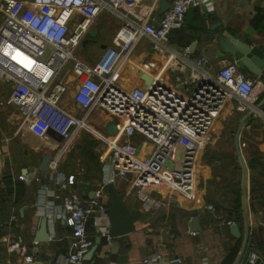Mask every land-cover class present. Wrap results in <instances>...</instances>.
Returning <instances> with one entry per match:
<instances>
[{"label": "crops", "instance_id": "obj_1", "mask_svg": "<svg viewBox=\"0 0 264 264\" xmlns=\"http://www.w3.org/2000/svg\"><path fill=\"white\" fill-rule=\"evenodd\" d=\"M209 1L210 11L201 7L189 9L182 26L156 48L149 37H141L119 64L113 77L115 84L122 89H145L162 78L174 85L171 66L182 65L188 72L197 57L207 61L203 71L215 75L224 64L235 62L217 43V37L222 34H230L236 41L258 47L264 53V0ZM159 5V0H136L135 19L157 25L165 12ZM122 24L123 19L117 13L102 10L77 47V56L87 63L95 62L106 47L113 46V37ZM193 41V50L183 53L182 48H190ZM238 70L242 68L238 66ZM253 78L261 102L264 78ZM65 80L69 88L62 104L80 115L78 106L71 102L72 75L66 73ZM3 86L5 84L0 83V88ZM238 103L235 96L225 103L212 125L210 142L197 153L191 196L175 194L167 206H152L149 198L166 200L168 195L167 188L158 181L148 180L142 195L128 192V180L133 176L128 180L117 178L110 184L123 194L128 212H139L140 217L134 222V232L121 240L110 241L99 235L90 219L87 234L92 240L90 249L95 247V250L85 264H143L142 259L155 251L163 255L162 264H177L170 262L175 257L181 260L180 264H203L204 261L207 264H249L250 252L256 253L264 263V115L249 110L240 113L235 108ZM86 123L90 130L78 129L69 140L53 135L36 138L23 125L16 109L0 106V264H64L72 248L70 229L62 221L54 222L53 231L48 228V242L35 241L40 219L45 216L44 204L49 201L60 204L62 196L70 191H77L84 200L92 198L103 186L104 168L110 156L109 148L100 137L107 136L108 123L113 124L110 131L114 134L110 138L123 126L119 118L101 109L93 111ZM237 137L245 166L243 182L235 146ZM133 142L141 158L153 150L152 143L140 136L136 135ZM44 153L52 157L48 166L55 162L56 172L74 176V183L57 190L55 196L47 194L53 187L49 172L41 173L37 169ZM20 174L25 176L23 180L18 178ZM108 186L103 188L102 199L107 221ZM206 204H212L231 224L234 215L233 223L239 236L232 234L231 224L215 220L204 208ZM193 211L199 218L206 217V221L199 225L198 231L190 232L188 225ZM100 220H105L103 215ZM9 244H17L20 251H9Z\"/></svg>", "mask_w": 264, "mask_h": 264}, {"label": "built area", "instance_id": "obj_2", "mask_svg": "<svg viewBox=\"0 0 264 264\" xmlns=\"http://www.w3.org/2000/svg\"><path fill=\"white\" fill-rule=\"evenodd\" d=\"M135 6L136 0H0V83L9 88L0 98V106L16 109L23 125L36 138L53 135L69 140L78 129L89 131L86 119L97 109L123 123L115 137H100L110 156L103 186L94 196L84 200L77 191H70L62 196L60 204H44L49 230L53 231L56 220L70 229L72 249L64 264H85L84 256L92 246L87 234L90 219L99 235L110 241L102 202L104 186L117 178L128 180L133 176L128 180V192L142 195L148 180L158 181L168 195L166 200L149 198L152 206H167L175 194L189 197L194 191L196 155L210 142L212 125L225 103L235 96L239 100L236 111L264 115V105L257 108L256 80L238 70L236 61L209 75L202 68L206 59L197 57L188 72L182 65L171 66L174 85L159 78L145 89L117 86L114 74L141 37H149L156 48L182 26L189 9H212L209 0H173L159 23L153 25L135 19ZM102 10L117 13L123 24L113 37V46L106 47L95 62L87 63L77 56L76 49ZM182 52L188 54L190 49L183 47ZM66 73L73 77L71 102L78 106L80 115L62 104L69 88ZM136 135L153 145L151 153L143 158L133 142ZM49 168L53 186L47 191L50 196L74 183V176L56 172L55 162ZM18 178L23 180L25 176L20 174ZM204 208L215 220L231 224L212 204ZM8 250L19 252L20 248L9 244ZM258 258L250 252L247 262L254 264ZM163 259L161 252L155 251L142 263L162 264ZM170 262L180 264L181 260L175 257Z\"/></svg>", "mask_w": 264, "mask_h": 264}, {"label": "water", "instance_id": "obj_3", "mask_svg": "<svg viewBox=\"0 0 264 264\" xmlns=\"http://www.w3.org/2000/svg\"><path fill=\"white\" fill-rule=\"evenodd\" d=\"M173 0H159V9L161 11H166L170 6ZM90 33V32H89ZM172 33V32H171ZM193 37L198 39L197 36L192 34ZM217 43L219 44L222 52L230 55L245 71L247 74L253 77H257L258 79L264 78V53L258 47H251L245 43L236 41L230 34H222L217 37ZM195 46V41H193L190 45V50H193ZM148 88V86H147ZM264 105V99L257 105V108H261ZM251 113H249L250 115ZM113 126L112 123H108L105 127V135L110 136L113 135L114 132L110 131V127ZM241 123L237 129V134L240 131ZM236 149L238 152V157L242 167V182L245 178V166L242 160V157L239 153L238 149V137L236 139ZM50 153H44L38 164V171L41 173H48L50 168L48 163L51 159ZM170 166V163L167 164ZM45 183V180H44ZM46 187V186H45ZM44 187V188H45ZM106 206L108 209V236L111 239H123L128 234L134 232L135 226L134 222L137 221L140 217L139 212L129 213L127 209L126 201L123 198V194L118 192V190L113 186L109 185L106 190ZM232 220L234 222L235 216L233 215ZM206 221V217L199 218L197 216V212L193 211L191 213L190 223L188 225V229L190 232H195L200 229L199 225ZM230 225L231 232L234 236L238 237L239 232L235 223ZM50 238L47 220L46 217H41L38 231L35 235L36 242H48ZM100 242V237H98L97 243ZM246 241L244 242V246ZM95 250V247L90 249L84 256L85 261H89L91 259L92 253ZM244 250V247H243ZM203 264H207L205 261ZM254 264H264L263 261L258 258Z\"/></svg>", "mask_w": 264, "mask_h": 264}, {"label": "rangeland", "instance_id": "obj_4", "mask_svg": "<svg viewBox=\"0 0 264 264\" xmlns=\"http://www.w3.org/2000/svg\"><path fill=\"white\" fill-rule=\"evenodd\" d=\"M8 86H3L2 88H0V98L4 97L7 95L8 93ZM92 136V135H91ZM90 135H88L87 137H90V139H93Z\"/></svg>", "mask_w": 264, "mask_h": 264}, {"label": "trees", "instance_id": "obj_5", "mask_svg": "<svg viewBox=\"0 0 264 264\" xmlns=\"http://www.w3.org/2000/svg\"><path fill=\"white\" fill-rule=\"evenodd\" d=\"M228 214V213H227ZM230 214V213H229Z\"/></svg>", "mask_w": 264, "mask_h": 264}]
</instances>
